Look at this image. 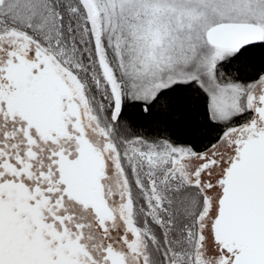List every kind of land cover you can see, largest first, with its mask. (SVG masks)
<instances>
[{"label":"snow or ice","instance_id":"obj_1","mask_svg":"<svg viewBox=\"0 0 264 264\" xmlns=\"http://www.w3.org/2000/svg\"><path fill=\"white\" fill-rule=\"evenodd\" d=\"M0 264H264V0H0Z\"/></svg>","mask_w":264,"mask_h":264}]
</instances>
